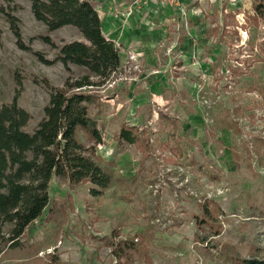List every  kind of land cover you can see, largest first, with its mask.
Masks as SVG:
<instances>
[{
  "label": "rangeland",
  "instance_id": "obj_1",
  "mask_svg": "<svg viewBox=\"0 0 264 264\" xmlns=\"http://www.w3.org/2000/svg\"><path fill=\"white\" fill-rule=\"evenodd\" d=\"M92 2L120 54L87 104L110 183L94 196L91 182L52 176L49 209L15 244L0 224V264H145L144 252L150 264H235L264 250V20L253 0ZM7 14L48 60L57 49L40 36L58 46L84 38L70 25L49 31L31 0H0V106L19 89L31 132L48 86L87 71L19 48ZM123 124L135 143L118 138ZM205 201L219 207L216 236L196 225Z\"/></svg>",
  "mask_w": 264,
  "mask_h": 264
},
{
  "label": "trees",
  "instance_id": "obj_2",
  "mask_svg": "<svg viewBox=\"0 0 264 264\" xmlns=\"http://www.w3.org/2000/svg\"><path fill=\"white\" fill-rule=\"evenodd\" d=\"M31 11L49 31L70 25L78 29L84 41L73 40L58 46L48 36H40L57 49L55 58L48 60L24 45L17 19L7 14L16 45L31 51L44 64L58 61L67 70L69 65H76L87 72L74 79L67 77L60 87L48 86L44 80L50 90L49 99L43 107L42 118L31 132L23 129L30 115L17 103L19 89L10 103L0 106V224L8 226L11 244L49 209L48 187L52 176L71 185L91 182L98 187L90 190L94 196L101 194L110 183L95 154L101 136L88 115L87 104L92 102L90 89L104 83L118 67L119 48L104 36L92 0H31ZM252 11L264 20V0H253ZM79 133L87 142L80 140ZM118 138L135 143L138 133L123 124ZM142 148V155L146 157L144 144ZM199 206L201 215L196 217V225L206 226L211 236H216L219 230L214 212L219 207L211 201ZM143 256L145 264L151 262L145 252ZM51 264L60 263L54 260ZM235 264H264V250L237 258Z\"/></svg>",
  "mask_w": 264,
  "mask_h": 264
},
{
  "label": "built area",
  "instance_id": "obj_3",
  "mask_svg": "<svg viewBox=\"0 0 264 264\" xmlns=\"http://www.w3.org/2000/svg\"><path fill=\"white\" fill-rule=\"evenodd\" d=\"M169 3H175V4H178L181 0H165Z\"/></svg>",
  "mask_w": 264,
  "mask_h": 264
}]
</instances>
